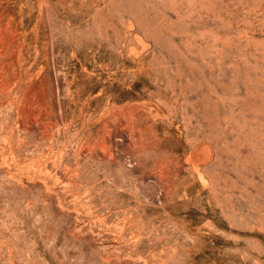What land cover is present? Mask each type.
I'll list each match as a JSON object with an SVG mask.
<instances>
[{"label":"rangeland","instance_id":"1","mask_svg":"<svg viewBox=\"0 0 264 264\" xmlns=\"http://www.w3.org/2000/svg\"><path fill=\"white\" fill-rule=\"evenodd\" d=\"M0 264H264V0H0Z\"/></svg>","mask_w":264,"mask_h":264},{"label":"bare ground","instance_id":"2","mask_svg":"<svg viewBox=\"0 0 264 264\" xmlns=\"http://www.w3.org/2000/svg\"><path fill=\"white\" fill-rule=\"evenodd\" d=\"M208 154H210V153H208ZM198 169V168H197ZM46 170V169H45ZM67 179V178H66ZM45 182V181H44ZM71 193V192H70ZM77 194V193H76Z\"/></svg>","mask_w":264,"mask_h":264}]
</instances>
